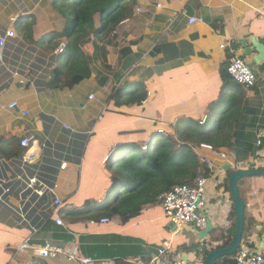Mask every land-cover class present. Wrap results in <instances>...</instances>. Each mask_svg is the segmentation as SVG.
<instances>
[{
	"label": "crops",
	"instance_id": "0c3cea01",
	"mask_svg": "<svg viewBox=\"0 0 264 264\" xmlns=\"http://www.w3.org/2000/svg\"><path fill=\"white\" fill-rule=\"evenodd\" d=\"M49 1L0 0V37L15 33L0 60V264H72L16 256L15 248L25 240L61 247L76 242L84 256L115 264L148 261L168 242L171 259L204 264L205 251L226 248L234 236L229 174L235 167L249 169V162L264 167V54L256 47L264 49V0H135L131 17L102 41L91 34L77 61H62L58 78L66 48L55 50L66 38L54 36L63 24ZM231 51L254 72L253 87H225L220 72ZM141 95L140 104L131 102ZM12 102L18 107L2 108ZM229 110L226 140L251 144L253 154L237 162L225 147L193 149L202 163H213L205 185L206 236L200 238L206 224L174 226L160 203L125 221L74 220V213L103 203L112 187L106 163L118 146L145 147L157 131L176 137L171 128L177 122L206 118L208 125ZM25 138L29 144L22 148ZM30 180L46 190L38 195L27 189ZM237 187L245 202L241 246L264 254V177L242 179ZM55 198L62 203L58 214Z\"/></svg>",
	"mask_w": 264,
	"mask_h": 264
},
{
	"label": "trees",
	"instance_id": "16d2710c",
	"mask_svg": "<svg viewBox=\"0 0 264 264\" xmlns=\"http://www.w3.org/2000/svg\"><path fill=\"white\" fill-rule=\"evenodd\" d=\"M135 3V0H50V8L63 24L61 31L54 36L66 38V51L61 54L55 77H60L63 72L62 61L66 57L77 61L79 47L91 34L97 33L96 41H102L103 37L113 34L134 13ZM97 15L100 29L95 32L94 17ZM122 53L124 52L121 51L120 54ZM226 67L227 65L220 72L225 87L243 89L227 74ZM143 98L144 95L133 97L131 102L137 101L140 104ZM222 98L214 103L220 102ZM236 99H231L228 106H232ZM230 112L225 111L221 117L212 120L209 126L200 124L201 120L177 122L176 137L171 133L163 135L157 131L145 147L137 144L118 146L106 163L112 187L104 195L103 203L96 206L91 204L86 210L74 213V220L123 218L125 221L138 214L146 205L158 204L160 198L173 187L192 186L200 174L210 177L212 171L205 167L193 149L209 146L213 151H219L221 147H225L237 162L247 161L253 154L251 144H229L226 140V134L230 131L227 122ZM230 218L235 219V213ZM234 228L235 224L230 230L231 236ZM236 253L237 251L227 257L232 259L230 264H236L233 259Z\"/></svg>",
	"mask_w": 264,
	"mask_h": 264
},
{
	"label": "built area",
	"instance_id": "2783aa9c",
	"mask_svg": "<svg viewBox=\"0 0 264 264\" xmlns=\"http://www.w3.org/2000/svg\"><path fill=\"white\" fill-rule=\"evenodd\" d=\"M190 23H195L196 19H189ZM15 33L13 30H8L5 34L0 37V60L2 57V49L8 38L14 37ZM66 43L62 42L55 50V54H59L64 51ZM227 46L221 45L222 49ZM227 74L238 84L246 88H251L256 83V76L249 65L239 56L235 55L231 51V56L227 62L226 67ZM93 96H90L92 99ZM18 105L15 102L10 103L5 108L12 110L17 108ZM206 118H203L200 124L205 123ZM175 135L177 134L176 128H171ZM29 144L28 138L21 140V147L25 148ZM260 144V141L257 142ZM207 149H211L209 146H202ZM221 157H225L224 153H220ZM27 160H30V155H25ZM203 164L209 170H212L213 163L209 160H204ZM65 165L61 168L64 169ZM207 179L202 174L197 176L192 186H175L165 193L160 198V206L163 210L165 217L176 227L190 226L197 229H202L206 224V219L203 211H205L206 200H205V185ZM34 180H30L27 189L32 190L38 195H41L46 189H36L34 186ZM53 192L52 189L49 190ZM54 211L53 213L58 214L62 203L59 199L55 198L53 201ZM23 218V216H20ZM112 219L103 218L100 223H109ZM19 223V221H16ZM55 223L59 226L63 225L62 220L59 217L55 218ZM170 244L165 242L157 250L150 260L143 261L138 259L134 261V264H186L181 260H173L169 256ZM29 254L31 259H39L43 261L61 259L72 264H115L113 261H103L95 258L84 256L78 249L76 242H71L66 247H61L51 243H45L42 245H35L31 241L25 240L21 242L15 248L16 256H24ZM236 264H264V254L253 253L248 247L241 246L238 248L236 255L234 256ZM32 260H28L23 264H33ZM201 263V262H200Z\"/></svg>",
	"mask_w": 264,
	"mask_h": 264
},
{
	"label": "water",
	"instance_id": "95a60500",
	"mask_svg": "<svg viewBox=\"0 0 264 264\" xmlns=\"http://www.w3.org/2000/svg\"><path fill=\"white\" fill-rule=\"evenodd\" d=\"M258 50L264 54V49L261 45H256ZM113 153V152H112ZM111 153V154H112ZM249 169H240L235 167L234 171L228 176V190L233 198V208L236 214V228L234 236L226 248L214 249L211 251H205L204 264H216V261L222 257L232 256L240 247L243 228H244V215H245V202L241 199L237 184L239 181L245 178L251 177H264V167L256 168L253 163H247ZM231 167L227 168L226 171L230 172ZM209 224H206L205 228L201 230V236L204 237L208 233Z\"/></svg>",
	"mask_w": 264,
	"mask_h": 264
},
{
	"label": "rangeland",
	"instance_id": "374dc122",
	"mask_svg": "<svg viewBox=\"0 0 264 264\" xmlns=\"http://www.w3.org/2000/svg\"><path fill=\"white\" fill-rule=\"evenodd\" d=\"M48 9H50L49 7H47ZM118 154V153H117Z\"/></svg>",
	"mask_w": 264,
	"mask_h": 264
}]
</instances>
